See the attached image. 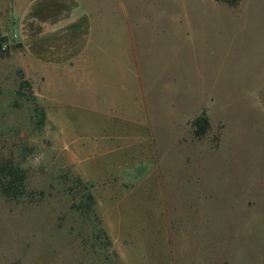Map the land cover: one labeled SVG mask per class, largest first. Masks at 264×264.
I'll return each mask as SVG.
<instances>
[{
	"label": "rangeland",
	"instance_id": "rangeland-1",
	"mask_svg": "<svg viewBox=\"0 0 264 264\" xmlns=\"http://www.w3.org/2000/svg\"><path fill=\"white\" fill-rule=\"evenodd\" d=\"M25 1L0 0V158L26 171L0 264H264V0H79L91 40L57 68L15 36Z\"/></svg>",
	"mask_w": 264,
	"mask_h": 264
},
{
	"label": "crops",
	"instance_id": "crops-1",
	"mask_svg": "<svg viewBox=\"0 0 264 264\" xmlns=\"http://www.w3.org/2000/svg\"><path fill=\"white\" fill-rule=\"evenodd\" d=\"M14 28L33 63L57 68L71 64L87 50L92 21L79 0H26Z\"/></svg>",
	"mask_w": 264,
	"mask_h": 264
},
{
	"label": "trees",
	"instance_id": "trees-1",
	"mask_svg": "<svg viewBox=\"0 0 264 264\" xmlns=\"http://www.w3.org/2000/svg\"><path fill=\"white\" fill-rule=\"evenodd\" d=\"M5 38L0 36V43ZM193 135L202 138L210 127L209 119L204 111L196 115L192 121ZM26 171L12 159L0 158V194L7 199L18 200L25 194ZM41 196L43 193L40 191ZM92 198L91 196L89 197Z\"/></svg>",
	"mask_w": 264,
	"mask_h": 264
}]
</instances>
